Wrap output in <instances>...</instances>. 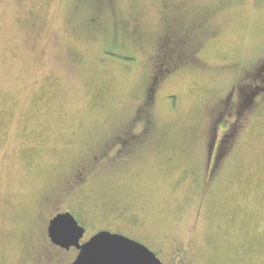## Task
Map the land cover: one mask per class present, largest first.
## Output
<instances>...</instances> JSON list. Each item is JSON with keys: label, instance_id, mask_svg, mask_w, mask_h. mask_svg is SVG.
<instances>
[{"label": "rangeland", "instance_id": "rangeland-1", "mask_svg": "<svg viewBox=\"0 0 264 264\" xmlns=\"http://www.w3.org/2000/svg\"><path fill=\"white\" fill-rule=\"evenodd\" d=\"M262 65L264 0H0V264H71L63 212L80 244L264 264Z\"/></svg>", "mask_w": 264, "mask_h": 264}, {"label": "water", "instance_id": "water-1", "mask_svg": "<svg viewBox=\"0 0 264 264\" xmlns=\"http://www.w3.org/2000/svg\"><path fill=\"white\" fill-rule=\"evenodd\" d=\"M84 231L70 213L63 212L49 221L47 236L62 249L78 251L71 264H162L146 246L118 233L98 231L80 244Z\"/></svg>", "mask_w": 264, "mask_h": 264}, {"label": "flooded vegetation", "instance_id": "flooded-vegetation-1", "mask_svg": "<svg viewBox=\"0 0 264 264\" xmlns=\"http://www.w3.org/2000/svg\"><path fill=\"white\" fill-rule=\"evenodd\" d=\"M264 67H263V65H262V67H261V69H259V73H263L264 71ZM263 71V72H262ZM256 93V92H255ZM255 93H248V97H249V99L251 100L252 98V96H254L255 97ZM225 134H226V131L225 132H223L222 133V137H221V139H220V141H219V143H221V141H222V139H223V137L225 136ZM218 146H219V144H218ZM219 149V148H218ZM78 252V251H77Z\"/></svg>", "mask_w": 264, "mask_h": 264}, {"label": "snow or ice", "instance_id": "snow-or-ice-1", "mask_svg": "<svg viewBox=\"0 0 264 264\" xmlns=\"http://www.w3.org/2000/svg\"><path fill=\"white\" fill-rule=\"evenodd\" d=\"M128 248L132 249V248H134V245H128Z\"/></svg>", "mask_w": 264, "mask_h": 264}, {"label": "trees", "instance_id": "trees-1", "mask_svg": "<svg viewBox=\"0 0 264 264\" xmlns=\"http://www.w3.org/2000/svg\"><path fill=\"white\" fill-rule=\"evenodd\" d=\"M253 93H255V91H254ZM249 94H250V93H249Z\"/></svg>", "mask_w": 264, "mask_h": 264}]
</instances>
